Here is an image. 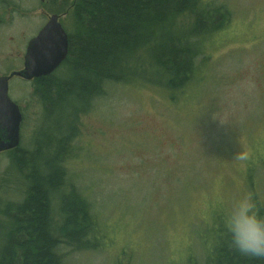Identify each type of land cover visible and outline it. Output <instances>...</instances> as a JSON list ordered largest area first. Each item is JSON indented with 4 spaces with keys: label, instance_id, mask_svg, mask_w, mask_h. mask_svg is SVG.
<instances>
[{
    "label": "rangeland",
    "instance_id": "rangeland-1",
    "mask_svg": "<svg viewBox=\"0 0 264 264\" xmlns=\"http://www.w3.org/2000/svg\"><path fill=\"white\" fill-rule=\"evenodd\" d=\"M203 1L226 9L228 22L202 42L193 81L171 99L138 79L107 82L88 104L73 97L54 108L55 131L34 82L9 79L22 114L18 147L32 149L47 130L67 138L64 168L100 224L95 249L60 246L63 264H203L210 227L231 201L248 196L256 212L264 207V0ZM4 15L0 75L21 67L32 32L23 40L17 29L30 32L36 21ZM52 74L72 77L66 65ZM3 177L23 181L7 150L1 185Z\"/></svg>",
    "mask_w": 264,
    "mask_h": 264
},
{
    "label": "trees",
    "instance_id": "trees-1",
    "mask_svg": "<svg viewBox=\"0 0 264 264\" xmlns=\"http://www.w3.org/2000/svg\"><path fill=\"white\" fill-rule=\"evenodd\" d=\"M71 3L69 16L75 26L78 22V31L74 38L70 37L67 62L71 61L74 73L70 79L58 82L49 80L53 79L51 76L39 77L34 82L35 95L52 107L73 97L86 103L104 92L108 80L128 83L138 79L166 91L171 99L175 91L193 81L199 69L196 59L202 53V42L228 22L226 9L203 0H72ZM182 16L189 17L187 25L178 22ZM139 52H143L141 58L134 59ZM59 125L57 121L55 131ZM48 136L55 144L50 151H44L46 147L39 141L34 149L7 150L9 166L29 184L23 199L9 208L2 195L8 190L6 184L13 180L3 177L5 183H0V224L13 228L5 230L6 243H0V264H63L56 250L58 236L93 230L88 226L96 221L89 209L91 205L72 182V190L80 193L83 200L77 195L80 201L63 202L64 207L58 206L60 221L55 223L52 219L57 212L53 211L49 190L61 182V177L68 176L63 162L66 151L62 150L63 145L67 146V138L47 130L45 138ZM52 160H56L55 165ZM59 160L63 161L57 163ZM49 163L51 171L44 175L42 170H47ZM257 214L264 217V207ZM222 224L217 217L210 227L213 236L204 243L207 252L203 264H264V260L233 250L227 234L219 235ZM72 225L77 226L68 232ZM98 228L94 230L96 237L100 234ZM84 240L76 241L73 249L97 247L96 239Z\"/></svg>",
    "mask_w": 264,
    "mask_h": 264
},
{
    "label": "water",
    "instance_id": "water-1",
    "mask_svg": "<svg viewBox=\"0 0 264 264\" xmlns=\"http://www.w3.org/2000/svg\"><path fill=\"white\" fill-rule=\"evenodd\" d=\"M67 35L51 18L39 34L27 45L24 65L6 75H0V152L19 143L22 114L8 95V81L13 76L26 80L51 73L67 53Z\"/></svg>",
    "mask_w": 264,
    "mask_h": 264
},
{
    "label": "bare ground",
    "instance_id": "bare-ground-1",
    "mask_svg": "<svg viewBox=\"0 0 264 264\" xmlns=\"http://www.w3.org/2000/svg\"><path fill=\"white\" fill-rule=\"evenodd\" d=\"M73 17L76 19L77 18L76 17V14H74ZM73 21H74V19H73ZM77 31H78V22H77V25L76 26L73 23L72 29H71V31H69L70 32L69 33V36L72 37V38H74L75 35L77 34ZM68 46H70V45L67 44V49H68ZM69 50H70V48H69ZM70 62L71 61H68L67 64H66V66L71 71L72 69H71V66H70ZM70 73L72 74L74 72L71 71ZM50 76L52 78H54L53 74L50 75ZM48 77H49V75H48ZM49 80H53L54 82H58V80H66V78L65 79H61L60 78L58 80L57 79H49ZM108 82L114 83L115 81L114 80H108ZM74 98L76 100H78V98H76V97H74ZM91 99H90V101H91ZM80 100H81V98H80ZM81 101H83V100H81ZM88 103H89V101L86 102V104H88ZM45 104H46L47 108H49V110H48L49 111V117H51V119H54L56 121L60 120L61 117L60 116H57V114L60 111H58L55 114L52 113L53 108L58 107V105L52 107L51 105H48L47 102ZM18 145H19V143L14 148H12V149L13 150L20 149L18 147ZM41 146H44L47 149L55 148V144H54V142H53V140H52V138L50 136L46 137L44 140L41 141ZM34 148H35V145L33 146V149ZM66 149H67V147L65 145H63V149L62 150L66 151ZM55 161L56 160H52V162H53L52 164H54ZM60 161L62 162L63 160H59V161H57V163H59ZM42 166H43V168H45V163L44 162H42ZM9 167H11V166H9ZM12 169L15 170L14 168H12ZM42 171H43V174L44 175H46V174L48 175L50 173V171H51L50 170V163L47 166V170H42ZM27 172H28V170H27ZM28 184H29V181L28 180H23L20 184H17V181H14V182L7 183L6 184V187H8V190L4 191L2 196H3V199H5V204H6L7 207H9L10 204H12V203L20 202L23 199L24 191H25V189H27ZM79 192L81 193L80 190H79ZM49 194H50V199H51L52 205L54 203H56L58 206L61 205V207H64L63 202H69L70 201L69 199H75L78 202L80 200H78L77 195L81 199H82V196H83L82 193L80 194L82 196H80L77 192H75L74 190H72V188L70 186V180H69L68 176L61 177V182L58 185L54 186V188L50 189L49 190ZM83 197H85V196H83ZM83 199L86 202L89 203L88 199H86V198H83ZM89 209L91 211V207ZM52 219L54 220L55 223H57V222L60 221V217H59V215H56V213H53ZM75 226H77V225H72L71 227L67 228V231L68 232H71V230H73ZM88 226H89V229H93L92 232H89L87 230H81L78 233V235L70 236L67 233H64V237L58 236V240H59L58 243L59 244H58V246L56 248L57 253L62 257V253L60 252V246H67L69 248H73V246L76 244V241H83L84 242L85 241L84 239H88V241H93L94 242L95 239L97 240L96 235H94V230H95V228H98V227H99L98 229H100L99 222L97 220L94 222V220H93V222H90ZM0 228L2 229V231H0V243H4L5 244L6 243V237H7L5 230L6 231H12L13 228H11L9 226H6V225L3 226L2 224H0ZM220 234L221 235H225L226 234L225 233V230L223 228V224H222V227H221L220 232H219V235ZM12 246H13V244H12ZM194 264H198V263H194Z\"/></svg>",
    "mask_w": 264,
    "mask_h": 264
},
{
    "label": "flooded vegetation",
    "instance_id": "flooded-vegetation-1",
    "mask_svg": "<svg viewBox=\"0 0 264 264\" xmlns=\"http://www.w3.org/2000/svg\"><path fill=\"white\" fill-rule=\"evenodd\" d=\"M71 1L72 0H0V16L4 15L5 13L6 14L4 15L5 19L10 20L12 23L15 17L19 18L20 20L31 21L30 19H28V17H30V14L33 13L34 15H36V21L35 22L34 20L31 21L34 24L33 26L34 28L32 27L33 30L30 29V32H27L29 30H25L24 25L19 26L17 29L18 33L21 34L23 40L27 34L32 32V34L26 40L24 50L21 55L22 56L21 67L24 65V57L29 41L39 34V32L42 30V28L51 18H53L59 24V26L64 30V32L67 35V42L69 45L70 36H69V32L67 31V20H68L69 12L73 7ZM69 17H70L69 21L73 23V18H71V16ZM14 33L16 34V32ZM21 42L23 41H20L19 43L21 44ZM68 55H69V46L65 57L61 60L58 66L51 73L43 76H48V75L50 76L55 70L66 65ZM21 67L12 70L20 69ZM6 74H1V75H6ZM39 77H34L31 80L35 82Z\"/></svg>",
    "mask_w": 264,
    "mask_h": 264
},
{
    "label": "clouds",
    "instance_id": "clouds-1",
    "mask_svg": "<svg viewBox=\"0 0 264 264\" xmlns=\"http://www.w3.org/2000/svg\"><path fill=\"white\" fill-rule=\"evenodd\" d=\"M223 228L230 247L239 254L264 260V217L248 196H241L229 204L223 216Z\"/></svg>",
    "mask_w": 264,
    "mask_h": 264
}]
</instances>
